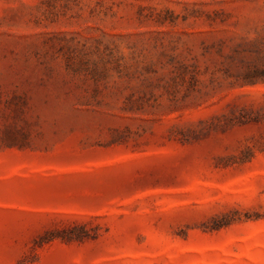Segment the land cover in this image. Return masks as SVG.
<instances>
[{"label":"rangeland","instance_id":"rangeland-1","mask_svg":"<svg viewBox=\"0 0 264 264\" xmlns=\"http://www.w3.org/2000/svg\"><path fill=\"white\" fill-rule=\"evenodd\" d=\"M0 264H264V0H0Z\"/></svg>","mask_w":264,"mask_h":264}]
</instances>
